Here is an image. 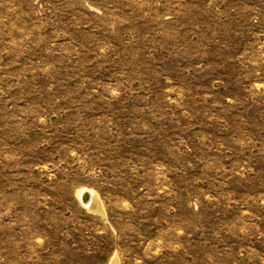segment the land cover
Instances as JSON below:
<instances>
[{
    "label": "rangeland",
    "instance_id": "obj_1",
    "mask_svg": "<svg viewBox=\"0 0 264 264\" xmlns=\"http://www.w3.org/2000/svg\"><path fill=\"white\" fill-rule=\"evenodd\" d=\"M0 264H264V0H0Z\"/></svg>",
    "mask_w": 264,
    "mask_h": 264
},
{
    "label": "bare ground",
    "instance_id": "obj_2",
    "mask_svg": "<svg viewBox=\"0 0 264 264\" xmlns=\"http://www.w3.org/2000/svg\"><path fill=\"white\" fill-rule=\"evenodd\" d=\"M85 196V200H86V205L90 208V209H99V204L97 203V198L95 197V194L92 192H84L82 194V197Z\"/></svg>",
    "mask_w": 264,
    "mask_h": 264
},
{
    "label": "water",
    "instance_id": "obj_3",
    "mask_svg": "<svg viewBox=\"0 0 264 264\" xmlns=\"http://www.w3.org/2000/svg\"><path fill=\"white\" fill-rule=\"evenodd\" d=\"M82 199H83V201H84V202H86V200H85V196H84V197H82Z\"/></svg>",
    "mask_w": 264,
    "mask_h": 264
}]
</instances>
